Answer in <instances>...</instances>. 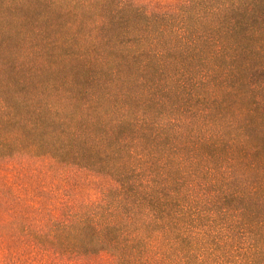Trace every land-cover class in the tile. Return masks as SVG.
Wrapping results in <instances>:
<instances>
[{"label":"trees","instance_id":"1","mask_svg":"<svg viewBox=\"0 0 264 264\" xmlns=\"http://www.w3.org/2000/svg\"><path fill=\"white\" fill-rule=\"evenodd\" d=\"M197 1L205 6L211 0ZM213 1L210 10L220 26L235 14L220 34L264 19V0ZM220 36L213 50L222 58L232 44ZM208 40L207 34L177 35L160 50L151 41L143 53H131L139 59L154 56L163 72L165 51L201 57ZM190 65L170 64L176 71L169 84L150 85L137 95L116 94V84L112 90L99 88L102 96L94 98L96 85L88 86L83 93L92 98L84 104L77 87L54 84L36 86V100L22 111L0 95L1 167L44 157L114 183L101 200L63 206L59 216L46 204H25L17 211L16 233L26 241L5 247L7 264H74L104 254L113 264H264V155L258 150L263 146H250L246 133L224 134L212 117L217 93L200 91L223 64L211 70ZM149 67L145 59L140 70ZM159 91L166 101L156 96ZM76 104L82 113L73 112ZM260 107L246 106L245 126L264 117ZM154 108H164L158 121ZM21 189L33 201L45 193L31 196L26 184ZM3 190L14 205L12 187Z\"/></svg>","mask_w":264,"mask_h":264},{"label":"rangeland","instance_id":"2","mask_svg":"<svg viewBox=\"0 0 264 264\" xmlns=\"http://www.w3.org/2000/svg\"><path fill=\"white\" fill-rule=\"evenodd\" d=\"M213 5V0L205 6L197 0H0V95L12 108L20 105L22 111L28 102L36 100V86L54 84L77 87L75 95L79 104H84L92 98L83 93L88 86L96 85L94 98L102 96L99 88L112 90L116 84V94L128 91L137 95L150 85L169 84L176 71L168 67L170 64H192L188 69L198 70L223 64L225 69L211 74L200 92L217 93L212 117L224 134L246 133L251 139L249 145L263 146L258 150L264 155V117L260 121L251 118L249 126L244 124L246 106L251 103H259L258 113L264 116V19H252L245 26H232L229 32L220 34L235 14L226 16L220 26L219 16L211 13ZM202 34H207L209 42L201 57L194 54L193 59H187V54L165 51L162 62L167 60L168 66L163 72L157 69L160 65L154 56L153 60L151 56L139 59L131 53H143L151 41H156L160 50L173 44L172 38L177 35L200 39ZM218 36L232 44V50L223 51L222 58L213 50V40L217 42ZM145 59L150 60V67L141 71ZM165 94L159 91L156 96L166 101ZM163 109L154 108L157 121L165 114ZM74 110L81 112L77 104ZM8 184L16 199L12 205L10 196L0 191V264H7L8 244L26 241L16 233L17 211L25 204L32 208L46 204L59 216L63 206L78 208L101 200L104 190L114 183L95 172L40 157L0 166V188ZM25 184L31 196L41 190L44 195L37 201L30 200L21 189ZM74 264L113 261L104 254Z\"/></svg>","mask_w":264,"mask_h":264}]
</instances>
